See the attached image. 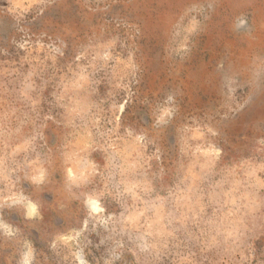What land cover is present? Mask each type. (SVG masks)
Masks as SVG:
<instances>
[{
    "label": "rangeland",
    "instance_id": "374dc122",
    "mask_svg": "<svg viewBox=\"0 0 264 264\" xmlns=\"http://www.w3.org/2000/svg\"><path fill=\"white\" fill-rule=\"evenodd\" d=\"M0 245L264 264V0H0Z\"/></svg>",
    "mask_w": 264,
    "mask_h": 264
},
{
    "label": "crops",
    "instance_id": "0c3cea01",
    "mask_svg": "<svg viewBox=\"0 0 264 264\" xmlns=\"http://www.w3.org/2000/svg\"><path fill=\"white\" fill-rule=\"evenodd\" d=\"M16 252L10 251V249L0 245V264H15L20 261L21 256L17 257Z\"/></svg>",
    "mask_w": 264,
    "mask_h": 264
}]
</instances>
